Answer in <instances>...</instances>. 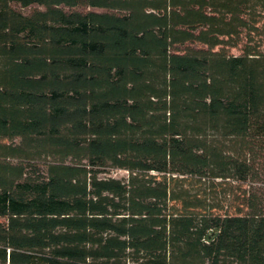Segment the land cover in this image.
<instances>
[{
  "label": "trees",
  "instance_id": "trees-1",
  "mask_svg": "<svg viewBox=\"0 0 264 264\" xmlns=\"http://www.w3.org/2000/svg\"><path fill=\"white\" fill-rule=\"evenodd\" d=\"M262 177L264 0H0V264H264Z\"/></svg>",
  "mask_w": 264,
  "mask_h": 264
},
{
  "label": "rangeland",
  "instance_id": "rangeland-1",
  "mask_svg": "<svg viewBox=\"0 0 264 264\" xmlns=\"http://www.w3.org/2000/svg\"><path fill=\"white\" fill-rule=\"evenodd\" d=\"M16 7L19 8L20 10H22L24 13H30L34 8V7L22 8L20 6H16ZM230 51L237 54V53L241 52V49H240V47L232 48V49H230ZM104 175H112V176L121 178V177H126L128 175V172L126 170H121V169H112V170H109L108 173H104ZM254 186L257 188L264 189V177H262L261 181L254 184Z\"/></svg>",
  "mask_w": 264,
  "mask_h": 264
}]
</instances>
